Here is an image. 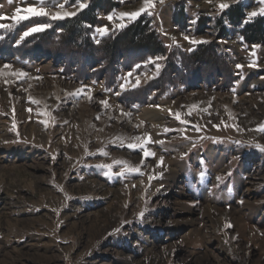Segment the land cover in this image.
<instances>
[{"label":"rangeland","instance_id":"1","mask_svg":"<svg viewBox=\"0 0 264 264\" xmlns=\"http://www.w3.org/2000/svg\"><path fill=\"white\" fill-rule=\"evenodd\" d=\"M97 1L0 0V264H264V0Z\"/></svg>","mask_w":264,"mask_h":264},{"label":"trees","instance_id":"2","mask_svg":"<svg viewBox=\"0 0 264 264\" xmlns=\"http://www.w3.org/2000/svg\"><path fill=\"white\" fill-rule=\"evenodd\" d=\"M108 0H106L107 2ZM105 2L103 0L97 1V2H91L89 6L79 13L75 18L69 20L66 26L67 30V37H66V43H73L80 38L81 45H87L90 40L88 38L89 29L85 28V24H89L91 26L95 25V13L98 10H102V3ZM104 11V10H102ZM228 20L231 21L233 25H236L239 20L241 19L240 12H234V9H230L227 12ZM248 30H250L251 36L253 37L252 40L260 39L262 35L264 34V18H257L254 20L250 25L247 26ZM62 36V35H61ZM129 42L130 47L138 46L140 48L144 49H151V52L153 51H159L161 50V46L159 44L158 39L155 38L154 33L152 29L149 27V22L144 20V18L138 19L135 23L128 26L120 35H117V37L114 39V41L110 43L102 42L98 47L92 46V44L89 43V46L92 47V49L100 48L103 46V51L106 54L115 56V50L125 43ZM60 43V41L58 42ZM75 44L74 46H76ZM79 46V44H78ZM200 47L199 49H201ZM114 51V52H113ZM158 54H162V51L157 52ZM156 53V54H157ZM200 55V54H198Z\"/></svg>","mask_w":264,"mask_h":264},{"label":"snow or ice","instance_id":"3","mask_svg":"<svg viewBox=\"0 0 264 264\" xmlns=\"http://www.w3.org/2000/svg\"><path fill=\"white\" fill-rule=\"evenodd\" d=\"M9 2H11V0H9ZM43 2H44V0H40V3L41 4H43ZM77 2H79V0H77ZM84 5H81V7H83ZM149 6H151V0H145V8H147V7H149ZM64 7V5H61V8H63ZM221 7H227V5H221ZM145 8H141L140 10H139V12H133V13H121L120 15H121V17H124V16H128V17H130V18H136L137 16H139L141 13H143L144 11H145ZM20 10L19 9H17V12H19ZM25 11H31L34 15H39V16H43V15H46L47 13H45L44 12V10H43V8H41L39 11H36V10H33V9H25ZM150 14V13H149ZM66 15H74V13H71V14H66ZM252 15H255V13H253ZM28 17L27 16H25V17H20L19 19L20 20H23V19H27ZM62 18V17H61ZM109 19H112V17L111 16H109L108 17ZM6 27H8L7 25H5V24H0V28H6ZM37 30H39L38 28H33V29H31V31H37ZM97 31L98 32H101V34H103V32L104 31H106V29L105 30H101V29H97ZM24 35H28V33L27 32H25L24 33ZM185 39H188V37L187 36H185ZM193 43H195L196 41H192ZM237 67H241L240 65H238ZM102 103H106V101L105 102H102ZM176 118L177 119H179L180 117H179V114H176ZM183 122V121H182ZM257 131H262V132H264V126H261L260 128H258L257 129ZM137 139H139V138H137ZM148 142H151L150 141V138H149V141ZM128 147H130V148H135V147H137L136 145H128ZM141 148H143V146H140ZM149 155H154V153H149L148 151H144V156H145V158H147ZM105 167H111V166H105ZM141 216L143 215V213H141L140 214Z\"/></svg>","mask_w":264,"mask_h":264},{"label":"bare ground","instance_id":"4","mask_svg":"<svg viewBox=\"0 0 264 264\" xmlns=\"http://www.w3.org/2000/svg\"><path fill=\"white\" fill-rule=\"evenodd\" d=\"M63 42V41H62ZM62 44V43H61ZM64 48H65V46H64ZM62 49V48H61Z\"/></svg>","mask_w":264,"mask_h":264}]
</instances>
